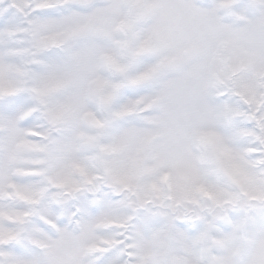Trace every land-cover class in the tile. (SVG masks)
Returning a JSON list of instances; mask_svg holds the SVG:
<instances>
[{
    "label": "snow or ice",
    "instance_id": "6c2138e0",
    "mask_svg": "<svg viewBox=\"0 0 264 264\" xmlns=\"http://www.w3.org/2000/svg\"><path fill=\"white\" fill-rule=\"evenodd\" d=\"M0 264H264V0H0Z\"/></svg>",
    "mask_w": 264,
    "mask_h": 264
}]
</instances>
